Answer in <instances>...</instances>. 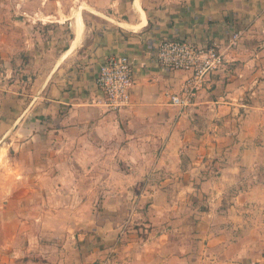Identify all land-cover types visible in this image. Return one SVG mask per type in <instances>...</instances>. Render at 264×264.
Returning <instances> with one entry per match:
<instances>
[{
  "label": "crops",
  "instance_id": "obj_1",
  "mask_svg": "<svg viewBox=\"0 0 264 264\" xmlns=\"http://www.w3.org/2000/svg\"><path fill=\"white\" fill-rule=\"evenodd\" d=\"M106 7L81 12L79 41L72 16L41 22L72 20L65 48L23 12L36 65L20 76L36 79L0 87L5 222L58 232L68 264H264V0ZM164 39L217 44L225 59L186 108L171 96L188 73L149 48ZM111 55L134 69L119 112L97 86Z\"/></svg>",
  "mask_w": 264,
  "mask_h": 264
},
{
  "label": "rangeland",
  "instance_id": "obj_2",
  "mask_svg": "<svg viewBox=\"0 0 264 264\" xmlns=\"http://www.w3.org/2000/svg\"><path fill=\"white\" fill-rule=\"evenodd\" d=\"M112 1L0 0V87L7 85L9 82L18 83V80L21 82L24 80L27 83L26 87L29 89L28 86H32L36 79L33 73L30 75L31 79L30 76H20L21 67H27V65L35 67L36 65L31 60L33 58L30 52L22 49L25 46L26 36L34 37L33 34L30 35L29 32L25 31L23 12L26 11L32 16L31 22L36 20L34 26L41 33L44 41L54 37V41L60 42L59 47L65 48L71 40L70 22L72 23V20L65 21L66 23L63 25L54 26L42 25V23H49L50 21L57 23L58 20H65L67 17L72 16L74 30L77 29L75 25L76 18L80 20L82 29H84L81 12L83 16H86L94 8H103L104 5L107 6L105 10L112 12L117 9V7L114 9L108 7V4ZM133 1L127 0L129 5H132ZM36 12L38 17L35 16ZM20 23H22V26L19 25ZM30 30L32 31L33 28ZM45 48L46 45H44V54L41 56L42 60L48 52ZM3 196V194H0V264H68L70 249L67 245V239H63L58 232L54 231L44 236L43 229L33 224L20 226L17 229L16 225H10L8 221L5 222Z\"/></svg>",
  "mask_w": 264,
  "mask_h": 264
},
{
  "label": "built area",
  "instance_id": "obj_3",
  "mask_svg": "<svg viewBox=\"0 0 264 264\" xmlns=\"http://www.w3.org/2000/svg\"><path fill=\"white\" fill-rule=\"evenodd\" d=\"M149 48L165 70L188 73L180 92L171 96V104L179 108L189 106L196 93L206 86L209 76L225 63L217 44L200 46L189 40L164 39ZM97 86L105 94V106L109 111L119 112L129 107L134 87V69L130 57H107L100 67Z\"/></svg>",
  "mask_w": 264,
  "mask_h": 264
},
{
  "label": "bare ground",
  "instance_id": "obj_4",
  "mask_svg": "<svg viewBox=\"0 0 264 264\" xmlns=\"http://www.w3.org/2000/svg\"><path fill=\"white\" fill-rule=\"evenodd\" d=\"M75 25H76L77 30L79 32V38H78V41H79L80 35H81V31H82V25H81L80 20L78 18H76V20H75Z\"/></svg>",
  "mask_w": 264,
  "mask_h": 264
}]
</instances>
